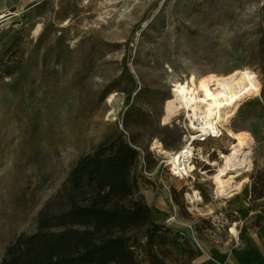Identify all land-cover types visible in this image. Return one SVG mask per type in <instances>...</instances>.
I'll use <instances>...</instances> for the list:
<instances>
[{"label": "rangeland", "instance_id": "374dc122", "mask_svg": "<svg viewBox=\"0 0 264 264\" xmlns=\"http://www.w3.org/2000/svg\"><path fill=\"white\" fill-rule=\"evenodd\" d=\"M0 14V263L17 237L38 232L75 163L118 135L140 153V191L161 224L197 255L236 244L240 219L216 193L217 168L176 179L155 147L185 143L184 113L163 122L177 83L246 68L261 95L227 128L264 137V0H0ZM223 133L204 146L219 165L233 143ZM244 178L262 194L255 162Z\"/></svg>", "mask_w": 264, "mask_h": 264}, {"label": "trees", "instance_id": "16d2710c", "mask_svg": "<svg viewBox=\"0 0 264 264\" xmlns=\"http://www.w3.org/2000/svg\"><path fill=\"white\" fill-rule=\"evenodd\" d=\"M139 159L123 135L82 156L40 215L38 232L17 237L0 264H192L196 250L146 203Z\"/></svg>", "mask_w": 264, "mask_h": 264}, {"label": "bare ground", "instance_id": "6f19581e", "mask_svg": "<svg viewBox=\"0 0 264 264\" xmlns=\"http://www.w3.org/2000/svg\"><path fill=\"white\" fill-rule=\"evenodd\" d=\"M3 18L5 15L0 14V21ZM260 95L261 83L258 76L251 69L246 68L235 70L225 76L211 74L199 81L191 76L174 86L173 98L166 102L164 124H169L174 118L184 113L191 123L203 120L207 126L218 125L233 140L229 154L221 153L223 164L213 163V166L217 168L213 184L220 197L231 199L243 192L245 185L249 183L247 178L241 181L237 179L253 170L256 139L248 132H234L227 127L244 103ZM156 143L155 148L162 154L173 155L166 152L161 143ZM190 200L195 204L201 201V197L198 192H195ZM231 233L233 236L238 235L235 228L231 229Z\"/></svg>", "mask_w": 264, "mask_h": 264}, {"label": "crops", "instance_id": "0c3cea01", "mask_svg": "<svg viewBox=\"0 0 264 264\" xmlns=\"http://www.w3.org/2000/svg\"><path fill=\"white\" fill-rule=\"evenodd\" d=\"M254 162L264 170V137L257 139ZM253 184L229 202V211L240 219L235 245L231 247L202 246L195 264H264V195L253 198Z\"/></svg>", "mask_w": 264, "mask_h": 264}, {"label": "built area", "instance_id": "2783aa9c", "mask_svg": "<svg viewBox=\"0 0 264 264\" xmlns=\"http://www.w3.org/2000/svg\"><path fill=\"white\" fill-rule=\"evenodd\" d=\"M187 121L183 147L173 155L162 159L163 167L170 176L180 180L195 179L197 173L203 175L214 172L215 162L212 158L215 154L219 155V152L215 149H205L204 146L224 135L223 129L218 125L210 127L203 120L193 123L188 119Z\"/></svg>", "mask_w": 264, "mask_h": 264}]
</instances>
